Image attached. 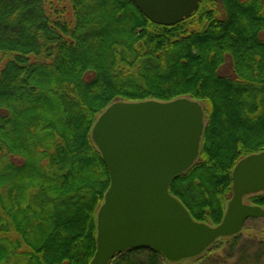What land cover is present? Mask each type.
Listing matches in <instances>:
<instances>
[{
    "label": "trees",
    "instance_id": "16d2710c",
    "mask_svg": "<svg viewBox=\"0 0 264 264\" xmlns=\"http://www.w3.org/2000/svg\"><path fill=\"white\" fill-rule=\"evenodd\" d=\"M182 98L204 130L169 193L215 227L234 167L264 153V0H201L172 26L129 0H0V264H89L110 184L95 122L116 102ZM248 202L264 208V192ZM165 262L137 249L109 264Z\"/></svg>",
    "mask_w": 264,
    "mask_h": 264
},
{
    "label": "water",
    "instance_id": "95a60500",
    "mask_svg": "<svg viewBox=\"0 0 264 264\" xmlns=\"http://www.w3.org/2000/svg\"><path fill=\"white\" fill-rule=\"evenodd\" d=\"M148 21L172 26L201 0H129ZM204 113L187 98L170 102H116L97 119L91 139L110 184L97 212L96 251L89 264H109L128 250L149 249L169 263L200 256L216 240L235 235L245 220L264 218L245 196L264 192V153L240 160L231 174L232 197L215 227L192 220L169 193L172 180L197 160Z\"/></svg>",
    "mask_w": 264,
    "mask_h": 264
},
{
    "label": "rangeland",
    "instance_id": "374dc122",
    "mask_svg": "<svg viewBox=\"0 0 264 264\" xmlns=\"http://www.w3.org/2000/svg\"><path fill=\"white\" fill-rule=\"evenodd\" d=\"M228 67L226 66L223 70L222 73L226 74L228 72ZM244 203H248V197L244 199ZM248 232L251 230V228H257V229H263L264 231V221H249L248 224L246 225ZM250 229V230H249ZM258 232V231H257ZM256 231H251L250 235L251 237H258ZM243 236H246V231L243 232ZM242 236V237H243ZM241 237V238H242ZM259 238V237H258ZM229 239H224L221 238L217 240L205 253L200 255L201 259L199 263L197 261L193 260H187V261H182L179 263H169L165 262L163 264H246L245 261H243V258H241L238 254L235 256H231V251L229 248L225 245L228 243ZM238 243H242L238 240ZM246 244V243H242ZM238 245V244H237ZM236 245V247H238ZM239 246H242L239 244ZM254 246V247H253ZM251 252L255 253L256 251L258 253V259L254 260L251 264H264V252L260 251V249H256L255 245L253 244ZM244 246L239 247V249H242Z\"/></svg>",
    "mask_w": 264,
    "mask_h": 264
},
{
    "label": "flooded vegetation",
    "instance_id": "af4514ba",
    "mask_svg": "<svg viewBox=\"0 0 264 264\" xmlns=\"http://www.w3.org/2000/svg\"><path fill=\"white\" fill-rule=\"evenodd\" d=\"M261 193H263V192H261ZM261 193H258V194H261ZM258 194H255V195H258ZM250 196H253V195L245 196L243 198V200H242V204L243 205H246V206H251V207H258V206L251 205L249 202L248 203H244V199L247 198V197H250ZM258 208H260L264 212V208H261V207H258ZM260 220L261 221H264V218H262V217L261 218H249V219H247V220L244 221V223H243V225L241 227V230L238 233H236L235 235H232L230 237H224V239H229L228 243H226L225 245L231 251V256L237 255L238 248L239 247H242V246H244V247L242 249H239V250H252L253 249L252 248L253 244L256 246L255 247L256 249H260L262 252H264V231H263V229L261 230V229H257V228H251V230L249 229L250 231L248 232L247 227H246V225L248 224L249 221H260ZM244 231H246V234H247L246 236H243L242 235ZM251 231H254V232L255 231L256 232L258 231L257 232L258 233L257 235H259L258 236L259 238L258 237H255V236L254 237H251V235H250V232ZM238 240L240 242L246 243V244L238 243ZM239 244L242 245V246H239ZM236 245L238 247H236Z\"/></svg>",
    "mask_w": 264,
    "mask_h": 264
}]
</instances>
